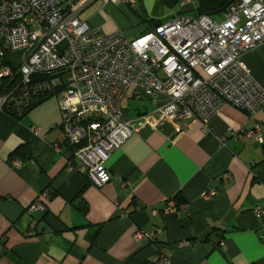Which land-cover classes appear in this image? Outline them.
I'll use <instances>...</instances> for the list:
<instances>
[{"label": "crops", "instance_id": "0c3cea01", "mask_svg": "<svg viewBox=\"0 0 264 264\" xmlns=\"http://www.w3.org/2000/svg\"><path fill=\"white\" fill-rule=\"evenodd\" d=\"M144 2L95 0L79 18L132 40L196 9L195 0L185 6L178 0L177 13L163 18L166 6L156 0L148 16ZM4 54L0 65L21 64L22 54ZM240 62L264 89V44ZM5 83L0 80V96L13 88L1 92ZM44 87L56 94L25 115L0 108V264H159L157 256L168 264H264V107L248 115L223 105L209 133L192 121L140 126L110 155V181L97 188L77 171L80 162L64 143L67 75ZM120 107L133 121L157 105L130 88ZM256 125L260 141L246 134ZM209 188L216 194L206 200ZM138 230L157 235L137 243Z\"/></svg>", "mask_w": 264, "mask_h": 264}, {"label": "built area", "instance_id": "2783aa9c", "mask_svg": "<svg viewBox=\"0 0 264 264\" xmlns=\"http://www.w3.org/2000/svg\"><path fill=\"white\" fill-rule=\"evenodd\" d=\"M93 1L0 0V58L5 52L22 54L18 67L0 65V80L20 78L0 96V108L29 87L41 90L31 86L33 76L67 75L70 87L60 103L64 143L93 186L108 184L106 162L140 126L192 121L209 133V121L223 105L248 115L264 107V89L240 62L245 52L264 44V0H233L220 22L180 15L132 40L121 32L105 35L82 21L80 12ZM101 1L130 7L138 2ZM130 88L148 96L156 110L126 119L120 101ZM246 134L260 141L257 125ZM215 194L209 188L202 197ZM261 215L255 211L257 219ZM156 235L138 230L133 239L149 243ZM154 262L168 264L164 256Z\"/></svg>", "mask_w": 264, "mask_h": 264}, {"label": "trees", "instance_id": "16d2710c", "mask_svg": "<svg viewBox=\"0 0 264 264\" xmlns=\"http://www.w3.org/2000/svg\"><path fill=\"white\" fill-rule=\"evenodd\" d=\"M196 1V13L198 16H207L209 18L221 17L224 12L226 11L227 7L233 0H195ZM164 6L168 8H173L177 3L178 0H162ZM157 24H161L160 22H156ZM62 73L54 74L52 76H33L31 86L37 84L41 87V90H35L33 93L32 89L29 87L27 89L26 94H14V100L9 102L7 105H4L3 110L14 116L25 115L34 107L39 105L44 100L52 97L56 94L55 88L51 87L48 89L44 87L46 82L51 79L53 76L59 75ZM18 76H16L13 80L8 81L6 79H1L5 81V86L2 87L1 92H4L6 88L15 87L19 80ZM26 94V95H25Z\"/></svg>", "mask_w": 264, "mask_h": 264}, {"label": "rangeland", "instance_id": "374dc122", "mask_svg": "<svg viewBox=\"0 0 264 264\" xmlns=\"http://www.w3.org/2000/svg\"><path fill=\"white\" fill-rule=\"evenodd\" d=\"M145 2H144V4L145 5H143V9H144V11H142V13H144V14H146V15H148V16H151V12L149 11V9L150 8H155V5H156V0H150V3L148 4L147 3V0H144ZM181 4V2H178L174 7H173V9L172 8H166V7H164L163 9H164V12H163V15H164V17L163 18H165V17H167L168 15H170L172 12H176L177 13V11H178V9H177V6L178 5H180ZM194 6H196V2H195V4H194ZM142 8V7H141ZM126 10L130 13V14H132V16L135 18V15H134V13L129 9V8H126ZM122 15H125V14H122ZM186 17H190V18H195V17H197L198 15H197V13H196V10L195 11H191V12H188V13H185L184 14ZM137 19V18H136ZM137 20H139V19H137ZM213 20L215 21V22H220L221 21V17H215V18H213ZM130 23H132V22H130ZM139 26H140V24H139ZM4 56H5V54H4ZM4 56H3V58H4ZM19 66V65H18ZM17 66V67H18ZM20 78L18 77V79L17 80H19Z\"/></svg>", "mask_w": 264, "mask_h": 264}, {"label": "water", "instance_id": "95a60500", "mask_svg": "<svg viewBox=\"0 0 264 264\" xmlns=\"http://www.w3.org/2000/svg\"><path fill=\"white\" fill-rule=\"evenodd\" d=\"M158 24H155L154 27H157Z\"/></svg>", "mask_w": 264, "mask_h": 264}]
</instances>
